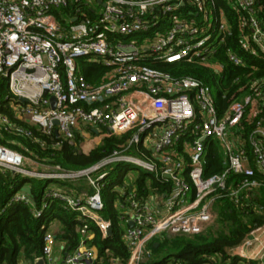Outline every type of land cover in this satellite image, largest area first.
Masks as SVG:
<instances>
[{
	"label": "built area",
	"instance_id": "built-area-1",
	"mask_svg": "<svg viewBox=\"0 0 264 264\" xmlns=\"http://www.w3.org/2000/svg\"><path fill=\"white\" fill-rule=\"evenodd\" d=\"M70 3L75 7L63 24L54 10ZM260 14L259 0H0V75L8 81V93L0 99V133L32 137L24 121L47 136L58 129L57 145L64 140L74 144L77 136L84 139L95 129L100 140L130 133L121 148L78 170L38 161L0 142L1 171L58 183L47 187L41 205H33L36 217L53 201L77 213L79 246L66 252L55 225L45 223L43 256L37 259L45 264H144L152 257L155 238L205 232L218 216V200L263 210L252 200L264 187V77L219 114L209 84L159 66L195 62L223 73L217 56L234 37L232 15L237 17L241 50L264 55ZM225 54L237 66L246 64L232 47ZM81 58L109 68L102 83L87 80ZM244 119L255 124L248 141L242 136ZM211 141L225 154L224 169L206 176ZM118 164L141 168L171 184L166 192L157 187L143 194L125 176L115 207L129 250L126 260L100 257L89 243L91 224L103 238L110 236L113 221L103 214L102 189ZM232 175L239 180L230 181ZM81 179L91 188L76 186ZM10 202L31 204L32 199L20 190ZM230 252L264 264V223Z\"/></svg>",
	"mask_w": 264,
	"mask_h": 264
},
{
	"label": "trees",
	"instance_id": "trees-1",
	"mask_svg": "<svg viewBox=\"0 0 264 264\" xmlns=\"http://www.w3.org/2000/svg\"><path fill=\"white\" fill-rule=\"evenodd\" d=\"M261 16L264 19V0H259ZM74 3L66 7L54 10L57 18L63 24L65 19L74 10ZM234 37L221 49L222 54L217 59L224 63L223 73L215 69L195 62H178L159 65L162 69L171 72L175 76H191L198 78L215 88L214 98L219 114L229 107L231 102L243 97L251 91L254 81L264 77V55L252 54L241 50L237 42L238 28L237 17L232 15ZM232 47L246 61L244 66L232 63L225 54V49ZM80 68L87 80L94 84H100L109 68L102 63L88 62L79 59ZM220 74V76L218 75ZM8 93V81L0 75V99ZM9 115L13 112L9 107H2ZM24 125L33 131L32 137L17 135L15 133H0V142L13 147L27 156L49 164H60L68 169H83L90 167L128 140L130 133L124 135H112L104 137L90 152L81 151L84 139L77 136L74 144L62 141L57 134L45 135L40 128L24 121ZM254 122L244 119L241 123L242 136L248 141L254 129ZM250 151V145H247ZM225 154L216 141L207 144L205 163V175L221 172L224 169L223 160ZM254 166V164H253ZM137 169L134 184L140 193H149V188H159L166 192L171 188L168 182H161L156 176L141 168L118 164L110 171L107 182L102 189L105 201L104 216L113 221V234L103 238L101 231L94 224L90 225L93 245L100 257L109 255L120 256L123 260L128 259L129 250L122 240V229L119 226L118 209L115 202L121 195L117 189L124 182L129 170ZM238 181V176H231L230 181ZM49 180L29 178L10 170H0V264H20L22 260L36 264L37 258L43 256L45 244L43 224L57 225V239L64 242L65 251L71 252L79 246L80 234L77 231L79 221L77 213L68 211L58 201L50 202L42 217H36L33 213V205H41L44 191L47 189ZM73 187L72 184H64ZM27 192L32 203L10 202L11 196L17 191ZM253 204L263 206L261 212L252 207H237L230 200L221 199L216 202L215 209L218 216L215 222L203 233L196 235H175L155 238L150 246L153 249L152 257L144 264H160L169 261L180 260L183 264H258L256 260H248L233 255L230 250L241 245L248 237L253 228L264 223V187L261 188L257 197L252 200ZM157 243V245H156Z\"/></svg>",
	"mask_w": 264,
	"mask_h": 264
},
{
	"label": "rangeland",
	"instance_id": "rangeland-1",
	"mask_svg": "<svg viewBox=\"0 0 264 264\" xmlns=\"http://www.w3.org/2000/svg\"><path fill=\"white\" fill-rule=\"evenodd\" d=\"M79 62V60H78ZM80 64V63H79ZM220 76V74H218ZM213 92H215V88H213ZM95 136L91 133H89V135L86 137L85 136V139L86 140V143L84 144L83 147H81V151H88L89 149H91L93 146H96L99 142H101L100 138H94ZM93 139V140H92ZM82 146V145H81ZM30 167V166H28ZM111 171V170H110ZM137 169H132V170H129L128 173H127V179H131V177L133 176V179L135 177V175L137 174ZM76 186H81L83 187L84 189H90L91 186L89 185L88 181L86 179H81V180H78L76 182H74ZM58 183L55 182V181H49L47 182V187L50 188L54 185H57ZM120 186L117 187V189L119 190ZM117 206V205H116ZM118 207V206H117ZM120 209L118 208V211ZM57 225H55V227H53L54 229H57Z\"/></svg>",
	"mask_w": 264,
	"mask_h": 264
},
{
	"label": "water",
	"instance_id": "water-1",
	"mask_svg": "<svg viewBox=\"0 0 264 264\" xmlns=\"http://www.w3.org/2000/svg\"><path fill=\"white\" fill-rule=\"evenodd\" d=\"M45 94H47V91H45ZM21 100H22V101H26V98L21 97ZM51 101H52V105H53V107H55L56 98H55L54 96H51ZM55 122L58 123V121H55ZM95 131L98 132L97 129H95ZM55 132H56L57 135L59 134V130H58V129H56ZM132 224H133V222H131V225H132ZM108 234H110V235L113 234V227H112V226L109 228V230H108ZM168 237H172V235L168 234ZM156 245H157V243H156ZM36 264H45V263H44V259H43V258L37 259V260H36Z\"/></svg>",
	"mask_w": 264,
	"mask_h": 264
},
{
	"label": "crops",
	"instance_id": "crops-1",
	"mask_svg": "<svg viewBox=\"0 0 264 264\" xmlns=\"http://www.w3.org/2000/svg\"><path fill=\"white\" fill-rule=\"evenodd\" d=\"M89 133H91V134H93L96 138H98L96 135L98 134L95 130L94 131H92V132H89ZM89 133L86 135V137L89 135ZM94 137V138H95ZM84 139H85V137H84ZM93 140V139H92ZM102 140V139H101ZM86 143V140H84L83 142H82V146L81 147H83L84 146V144ZM95 146H93L91 149H89L88 151H83V152H85V153H88V152H90V150H92L93 148H94ZM206 155H207V153H206ZM136 178V175H135V177H134V179ZM134 179H133V176L131 177V179H129L130 180V182L131 183H133V185H135L136 186V184H134ZM137 187V186H136ZM151 188V187H150Z\"/></svg>",
	"mask_w": 264,
	"mask_h": 264
}]
</instances>
